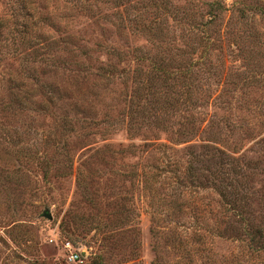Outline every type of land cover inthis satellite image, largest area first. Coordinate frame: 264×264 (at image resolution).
<instances>
[{"label":"rangeland","instance_id":"1","mask_svg":"<svg viewBox=\"0 0 264 264\" xmlns=\"http://www.w3.org/2000/svg\"><path fill=\"white\" fill-rule=\"evenodd\" d=\"M166 1L177 7L178 12H194L202 2L211 0ZM220 1L227 9L221 13L220 26L226 24L232 32L239 26L234 23L238 17L231 9L235 0ZM242 1L264 4V0ZM9 4L11 0H0V18L7 21L0 36V264H174L175 256L156 231L165 234L174 224L188 226L195 214L191 208L192 196L197 204L213 206L217 196L211 190L201 189L193 194L192 188L182 186H178L177 192L172 191L170 186L174 183L162 180L164 174L158 182L145 185L141 173L151 165L169 163L173 168V162L179 167L175 170L179 173L186 158L184 147L206 143L210 137L202 129H206L209 119L218 121L221 116L231 124H239L240 129L229 130L224 135L221 132L220 141L210 140L220 142L218 145L232 155H241L264 166V151L255 144L264 135V87L242 88L240 92H230L217 99L212 98L218 91L211 92L207 103L193 114L196 122L189 135L165 133L144 123L135 127V122L134 130L127 131L133 123L127 119V107L134 102L133 69L141 64L131 58V53L125 61H116L105 55L104 47H140L153 53L155 43L148 42L131 26H117L110 14L101 19L70 12L65 21L61 18V1L34 0V16L46 18L40 22L38 42L54 41L57 49L59 37L67 32L94 49L89 52L88 60L80 61L89 66V73L73 90V80L62 71H41L35 61L30 65L29 60L34 59L30 46L37 41L25 40L13 51L15 44L10 36L15 33L12 30L15 25L11 26L7 19ZM93 11L99 15L111 12L104 6ZM250 17V30L264 42V14L252 11ZM164 24L168 28L167 39H172L173 44L182 46L187 42L185 35H179V23L168 14L164 15ZM212 51L217 53L216 48ZM257 58L264 68V55ZM102 61L112 64L114 70L108 76L98 77L94 67ZM236 64L239 63L225 62L231 68ZM121 67H125L123 72ZM46 82L70 88L73 98L80 101L86 96L85 103L89 105L90 115L81 116L67 131L61 129L60 136L53 120L59 110L38 113L29 105ZM26 91V102L8 101L12 92ZM5 103L9 107H3ZM184 116L170 117L168 123H173V131L182 129L176 122L183 121ZM14 131L24 140L16 143ZM151 134L170 148L162 153L160 149L142 145L119 152L128 143L151 142ZM24 145L28 146L24 153H18ZM252 176L254 186H259L262 175ZM159 208L163 213H158ZM153 218L158 219L159 227L153 224ZM161 218L170 221L167 224ZM67 242L76 254L74 259L68 257L64 248ZM211 249L219 257L236 250V243L229 238H212Z\"/></svg>","mask_w":264,"mask_h":264},{"label":"trees","instance_id":"2","mask_svg":"<svg viewBox=\"0 0 264 264\" xmlns=\"http://www.w3.org/2000/svg\"><path fill=\"white\" fill-rule=\"evenodd\" d=\"M59 1L63 8L61 18L65 21L70 17V12L91 18H103L110 14L115 18L117 26H131L148 42L155 43L156 50L153 53L140 47H104L105 55L112 56L116 61H125L126 57L130 58L131 53V58L141 64L133 69L134 89L131 96L134 97V102L127 107V119L133 123L127 127V131L134 130L135 122V127L144 123L165 133L189 135L193 130V123L196 122L193 114L197 112V108L207 103L211 92L218 91L212 98L217 99L230 92H240L242 88L247 90L248 87H264V68L259 65L257 58L264 55V42L250 30L252 24H248L252 11L264 14V4L251 5L242 0L233 1L231 9L238 17L234 23L239 26L231 32L227 30L226 24L220 26L221 13L227 10L220 0L202 2L194 12H178V8L172 7L166 0ZM100 6L111 12L95 14L93 10H99ZM9 7L10 16L7 19L11 26L15 25L12 29L15 33L10 36L15 44V51L25 40L39 39L42 30L40 22L46 18L42 15L34 16V0H11ZM166 14L179 23V35L186 36L187 42H183L182 46H177L171 42L172 39H167L168 28L164 24ZM6 22L5 18L4 21L0 18V36L6 28ZM215 41L219 43L216 44ZM53 42H33L30 55L34 59H30L29 63L32 65L35 61L41 71H62L64 76L73 80L74 90L82 83V77L89 73V66L80 61L88 60L89 52L94 49L79 42L74 35L67 32L59 37L57 49L54 48ZM26 44L28 45V42ZM36 45L41 47H33ZM96 46L98 47V43ZM212 48L217 49L216 54H212ZM228 61H237L239 64L231 68L225 65ZM124 69L125 67H121L120 70L123 72ZM113 70L112 64L102 61L95 65L94 74L98 77L108 76ZM40 88L44 89L36 94L37 98H31L30 108L33 107V111L38 113L57 108L59 113L53 116V120L57 123L58 136L61 129L67 131L81 116L90 115L89 105L85 103L86 96L80 101L73 98L70 88L57 87L49 82L41 84ZM24 97H27V91L12 92L8 101L22 104L26 102ZM7 104L3 107H9ZM182 114H185L184 120L176 122L182 129L173 131V123H170L171 127L168 129L170 117ZM205 128L202 133L220 141L221 132L222 135L229 130L236 132L240 125L231 124L221 116L218 121L209 119ZM13 134L16 143L24 140L19 132L14 131ZM151 135V142L137 145L128 143L118 150L121 152L148 145L165 153V150L170 148L165 142L157 140L155 134ZM210 138L206 143H199L195 147H184L186 158L179 173L175 171L179 167L174 162L173 168L169 167V163L151 165L141 173L144 184L147 183L145 185L151 186L158 182L159 176L164 174L162 180L176 184L170 186L172 191L177 192L178 186H182L192 188L190 192L193 191V194L201 189L211 190L217 196L215 206L210 203L197 204L192 196L191 208L195 210V214L191 216L188 226H170L165 233L168 234V239H165L161 230L156 231L157 236L163 237L166 242L163 243L175 256L174 264H264V166L260 167L258 161L244 159L241 155H232L226 148L219 146L220 142L216 144ZM255 144L264 151V135L259 137ZM27 147L24 145L22 150H17L18 153H24ZM255 174H261L263 177L257 187L253 184L252 175ZM158 213H163V209L159 208ZM161 219V222L167 224L170 221ZM151 221L159 227L158 219L153 218ZM212 238H229L236 243V250L216 257L211 249Z\"/></svg>","mask_w":264,"mask_h":264},{"label":"built area","instance_id":"3","mask_svg":"<svg viewBox=\"0 0 264 264\" xmlns=\"http://www.w3.org/2000/svg\"><path fill=\"white\" fill-rule=\"evenodd\" d=\"M70 246H69V243L67 242V243H65L64 244V248L66 249V251H68V257L70 258V259H74L75 257H76V254L69 248Z\"/></svg>","mask_w":264,"mask_h":264}]
</instances>
